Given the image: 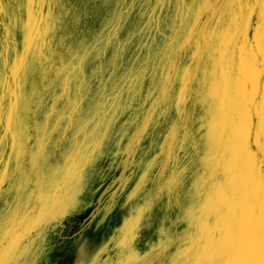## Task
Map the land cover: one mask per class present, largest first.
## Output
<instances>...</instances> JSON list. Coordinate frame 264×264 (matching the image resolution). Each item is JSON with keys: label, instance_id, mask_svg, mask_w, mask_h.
<instances>
[{"label": "rangeland", "instance_id": "374dc122", "mask_svg": "<svg viewBox=\"0 0 264 264\" xmlns=\"http://www.w3.org/2000/svg\"><path fill=\"white\" fill-rule=\"evenodd\" d=\"M261 7L0 0V249L18 257L4 264H260L264 156L240 127L264 101ZM104 90L124 103L110 127L91 119Z\"/></svg>", "mask_w": 264, "mask_h": 264}, {"label": "snow or ice", "instance_id": "6c2138e0", "mask_svg": "<svg viewBox=\"0 0 264 264\" xmlns=\"http://www.w3.org/2000/svg\"><path fill=\"white\" fill-rule=\"evenodd\" d=\"M260 5L262 6L259 11V19L257 20V35L259 39L264 42V0H259ZM250 11H255V9H250ZM121 48H123V45H121ZM92 49H86L84 51V56L79 57L80 61L82 62L84 59L87 58L89 55V52ZM24 70V62L23 60H18L17 65L14 69V72L16 74L21 73ZM106 71H111V69H107ZM76 76L79 75L78 72L75 73ZM97 75L99 76V70ZM106 75V72H105ZM100 79H103V76H100ZM77 83L80 84V90L77 93L76 99L73 102L70 112L72 113V116L76 115H83V109L82 105L87 103L85 90H86V82L80 81L77 79ZM96 83V80H93V84ZM103 88V85H101ZM99 99H101L102 103L97 105L96 114L91 116V119L99 118L103 119V125H106L108 127L111 126V124L119 117V111L117 109V105L123 106L124 103L121 100L120 95H113L107 92V90H104L103 96H101ZM14 119V109L12 112L9 113V123L11 126V123ZM70 119L67 115L63 118L61 121V125L64 122H67V120ZM90 119V120H91ZM89 120V121H90ZM45 131V139H47L48 136V130L47 127L44 129ZM53 131H56L55 129ZM108 131L107 127H102L98 130L97 133V141L96 145L99 144V138L102 137L106 132ZM255 135L256 140V147H257V154L260 156H264V101L261 102L260 106L257 110V123L249 127L246 122H242L240 127V136L242 141H246L247 138L253 134ZM94 145L92 151H90L87 155L83 157L84 163H90L92 159L94 158V154H98V147ZM22 155V153L18 154ZM41 158L44 156V152L41 151L39 154ZM33 159L35 160L36 157L34 156ZM250 159H252L255 162V157L250 154ZM6 179V174L4 171H0V184L4 182ZM0 218H2V213H0ZM43 220H37L35 221L30 227L31 228H40L42 227ZM32 252L31 248V242L28 245L24 246V251L20 253V256H26ZM14 254H8L3 249H0V264H4V261L6 259H17ZM251 259L257 260L260 262V264H264V242L261 243L260 248L257 250V252L250 257Z\"/></svg>", "mask_w": 264, "mask_h": 264}, {"label": "crops", "instance_id": "0c3cea01", "mask_svg": "<svg viewBox=\"0 0 264 264\" xmlns=\"http://www.w3.org/2000/svg\"><path fill=\"white\" fill-rule=\"evenodd\" d=\"M253 34H254V33H253ZM253 34H252V35H253ZM251 40H253V39H251ZM254 44H255V42H254V41H250V43H249V44H247V45H248V47H249L250 45H254ZM244 45H245V43H244ZM244 45H243V46H244ZM248 47H247V48H248ZM253 53H254V51H252V53H251V54H253Z\"/></svg>", "mask_w": 264, "mask_h": 264}]
</instances>
